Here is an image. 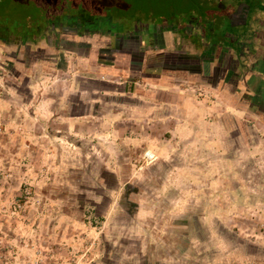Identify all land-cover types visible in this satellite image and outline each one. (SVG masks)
Returning a JSON list of instances; mask_svg holds the SVG:
<instances>
[{
  "label": "rangeland",
  "instance_id": "1",
  "mask_svg": "<svg viewBox=\"0 0 264 264\" xmlns=\"http://www.w3.org/2000/svg\"><path fill=\"white\" fill-rule=\"evenodd\" d=\"M231 1L72 0V19H103L130 35L172 24L187 36L190 19L207 14L213 21L224 11L217 4ZM37 2L57 7V0H15L13 12L41 16ZM84 32L56 23L38 44L0 41L5 240L30 264H264V140L250 124L235 130L239 126L225 115L223 131H243L246 139L228 135L233 139L220 142L225 156L219 167L222 158L214 151L200 156V141H189L190 132L205 131L187 124L199 111L188 112L187 104L151 109L155 93L147 82L135 86L126 75V83H103L87 78L96 77L91 74L74 93L73 65L84 57L64 54H87L76 43ZM143 50L155 51L148 44ZM150 55L147 66H157ZM122 57L119 67H139L141 54ZM177 79L178 92H187V74ZM141 102L144 108L135 106ZM212 110L200 112L208 122L222 116ZM215 130L211 122L206 131Z\"/></svg>",
  "mask_w": 264,
  "mask_h": 264
},
{
  "label": "crops",
  "instance_id": "2",
  "mask_svg": "<svg viewBox=\"0 0 264 264\" xmlns=\"http://www.w3.org/2000/svg\"><path fill=\"white\" fill-rule=\"evenodd\" d=\"M217 6L224 11L213 21L207 14H200L190 19L186 29L187 36L185 33H179L180 28L172 24L163 27V41L154 38L157 30L154 27L142 28L136 32V35H130L123 26L121 31H117L113 28L109 30L106 25L100 30L90 29L83 34L80 33L81 36L76 43L81 49L88 48L87 54H82L80 51L64 54L65 57L70 54L73 59L75 56L84 57L80 61L76 60L73 65L75 74L71 78H75L79 86L73 92L80 93L82 90L80 86L87 78L115 84L122 78H125L123 83L128 82V79L123 77L127 75L129 79L135 80V86H138L141 80L147 82L152 85V93H155L151 109L183 108L187 104L188 112L199 111L200 115L189 116L187 124L205 126V131L199 134L190 132L189 141L198 139L199 155L207 156L209 152L211 155L214 151L217 158H222L219 167L223 166L225 155L220 142L239 139L237 137L240 136L246 139L243 131L236 135L228 130L223 131L225 115L227 119L231 115L228 124L239 126L235 130L247 124L252 125L257 133L261 131L257 125L263 126L264 129V0H233L229 6L222 3ZM124 30L127 32L125 35H123ZM133 40L136 42V48L130 47ZM147 44L155 50L151 55L157 60L155 61L158 63L157 66H147L150 52L143 50ZM118 45L121 49H118ZM134 53L141 54L138 68L130 66L129 71L125 66L119 67L118 61L122 56L133 57ZM132 57L131 62L137 63ZM122 59L126 58L122 57ZM130 60H126L127 64ZM165 60L171 63L177 60L186 61L187 70L175 66L164 67L162 62ZM117 68L122 69L121 74ZM148 69L151 70V78L148 76L145 79V71ZM91 74L96 77L86 78V75ZM186 74L187 92L181 90L178 92L177 78ZM72 87L76 89V85ZM160 96L174 99L165 100ZM135 106L144 108L143 102ZM211 109L216 114L221 111L222 116L211 118L208 122L206 116L200 112ZM108 116L104 114L103 118L108 119ZM78 121L80 123V120ZM211 122L214 123L216 130L208 134L206 130ZM256 132L254 135H257V139L264 140V136H258L260 134ZM228 135L233 138H229ZM248 154L254 155L255 152L249 149ZM217 170L218 165L215 171ZM207 171L208 169L205 172Z\"/></svg>",
  "mask_w": 264,
  "mask_h": 264
},
{
  "label": "trees",
  "instance_id": "3",
  "mask_svg": "<svg viewBox=\"0 0 264 264\" xmlns=\"http://www.w3.org/2000/svg\"><path fill=\"white\" fill-rule=\"evenodd\" d=\"M14 3L15 0H3L0 3V41L6 45L38 44L45 39L46 31L53 24L65 25L76 14H73L75 11H72L73 5H76L72 0H57L55 9L47 8L45 3L38 5L39 2H37L36 6L43 8L40 11L43 12L41 16L36 15L38 12L34 13L35 10L23 14L19 9H15L13 12L12 4ZM38 19L42 22L32 30L29 23ZM12 22L14 23L12 24Z\"/></svg>",
  "mask_w": 264,
  "mask_h": 264
},
{
  "label": "flooded vegetation",
  "instance_id": "4",
  "mask_svg": "<svg viewBox=\"0 0 264 264\" xmlns=\"http://www.w3.org/2000/svg\"><path fill=\"white\" fill-rule=\"evenodd\" d=\"M70 19V18H69ZM71 20V19H70ZM66 25H69V27H71L72 29L76 30V31H81V30H86V31H89L90 29H94V30H97V28L100 30L103 25H106V27L110 28L109 30H112L113 27H111V23L108 22V21H105L103 19L101 20H94V21H91V22H80V21H77L76 19L75 20H71L67 23H65ZM61 27H63V25H61ZM156 35L154 38H156V40H162L163 39V34L164 32H155ZM154 33V34H155ZM163 41V40H162ZM164 64V67H178V69H181V70H187V62L186 61H179L178 63L177 62H168V61H163L162 62ZM163 67V68H164Z\"/></svg>",
  "mask_w": 264,
  "mask_h": 264
},
{
  "label": "built area",
  "instance_id": "5",
  "mask_svg": "<svg viewBox=\"0 0 264 264\" xmlns=\"http://www.w3.org/2000/svg\"><path fill=\"white\" fill-rule=\"evenodd\" d=\"M19 207H21L19 205ZM0 264H30L21 257V249L12 240H5L0 230Z\"/></svg>",
  "mask_w": 264,
  "mask_h": 264
}]
</instances>
